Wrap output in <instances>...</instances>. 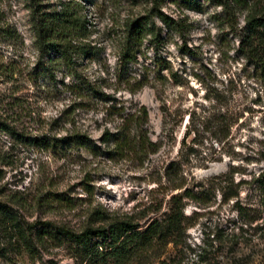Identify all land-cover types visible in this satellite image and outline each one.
Masks as SVG:
<instances>
[{
  "label": "rangeland",
  "instance_id": "obj_1",
  "mask_svg": "<svg viewBox=\"0 0 264 264\" xmlns=\"http://www.w3.org/2000/svg\"><path fill=\"white\" fill-rule=\"evenodd\" d=\"M60 1L0 0V60L13 68L11 76L0 75V115L18 133L0 130V199L20 193L27 219L74 228L88 204L143 226L166 210L170 193L186 186L199 197H183L187 218L179 242L128 264H264L263 73L239 43L247 35L256 39L245 17L264 15V0L240 6L162 0L160 11L184 15L188 27L167 34L157 16L151 19L161 26L160 69L147 68L154 56L146 37L135 59L124 56V28L148 0H76L86 19L83 47L63 55L50 50L39 61L31 7L41 2L51 9ZM144 74L150 81L137 87L133 82ZM155 74L161 77L154 81ZM140 104L142 133L130 129L127 143H114V135L101 140L104 129L114 130L120 115ZM73 133L85 138L74 140ZM145 138L159 145L155 152L137 151ZM213 163L223 167L206 172ZM167 167L171 177L185 176L183 187L169 186ZM45 191L76 204H34ZM0 264L83 263L58 246L33 261L0 255Z\"/></svg>",
  "mask_w": 264,
  "mask_h": 264
},
{
  "label": "trees",
  "instance_id": "obj_2",
  "mask_svg": "<svg viewBox=\"0 0 264 264\" xmlns=\"http://www.w3.org/2000/svg\"><path fill=\"white\" fill-rule=\"evenodd\" d=\"M161 1L148 0V6H145L144 11L128 20L123 33L126 40L124 48L126 59H135L142 38L146 37L154 56L152 65L147 68L153 69L162 67L158 62L160 57L157 55V49L163 40L160 36L161 26L154 24L151 19L157 16L162 25L167 27V34L171 31L181 33L188 27L184 15L172 17L161 12ZM243 1L230 0L235 6H240ZM58 5L47 9L43 3L36 2L31 7L30 26L36 58L39 61H42L50 50H58L63 55L84 45L80 37L86 31V19L80 11L79 2L62 0ZM245 21L250 29L256 28V39L252 40L247 35V38L242 37L239 43L243 47L244 56L260 66L264 83V43H262L264 42V15L246 16ZM146 34L149 35L145 36ZM12 73L11 64L0 60V75L9 77ZM159 77H161L159 74H155L153 80ZM148 81L150 80L147 74H144L141 79L133 83H137L136 86L140 87L143 82ZM145 117V105L140 104L137 108L128 110L125 115H120L114 130L104 129L100 138L102 141H108L114 135L116 136L113 139L114 143H124L126 133L130 129H138L141 133L144 131ZM0 130L18 135L14 126L1 115ZM82 136V134L73 133L72 139L85 138ZM144 143L140 141L137 144L138 152H155L159 147L156 141L148 138H145ZM168 170L167 167L165 174L170 182L169 186L173 189L183 187L185 176L181 174L179 178H173ZM259 176H264V170L259 172ZM183 197L195 199L197 196L186 186L170 193L166 210L152 217L143 226L129 215L109 211L100 204H88L83 210L80 225L74 228L65 222H54L50 219H27L21 210L28 207L26 199L22 194L12 192L8 199H0V255L4 257L24 255L33 261L41 259V251L49 247L61 246L70 257L83 264H128L134 258L159 256L168 243L176 246L184 230L187 217L183 214L185 204ZM32 199L34 204L44 208L56 204L71 208L76 204L73 198L61 192L45 191Z\"/></svg>",
  "mask_w": 264,
  "mask_h": 264
},
{
  "label": "water",
  "instance_id": "obj_3",
  "mask_svg": "<svg viewBox=\"0 0 264 264\" xmlns=\"http://www.w3.org/2000/svg\"><path fill=\"white\" fill-rule=\"evenodd\" d=\"M223 167L222 164L220 163H213L212 165H210V167H208L205 171L206 172H213V171H218Z\"/></svg>",
  "mask_w": 264,
  "mask_h": 264
}]
</instances>
